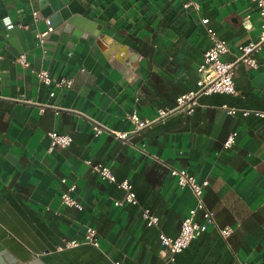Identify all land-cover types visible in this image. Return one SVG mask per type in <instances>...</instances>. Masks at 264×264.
Returning <instances> with one entry per match:
<instances>
[{"label": "crops", "instance_id": "crops-1", "mask_svg": "<svg viewBox=\"0 0 264 264\" xmlns=\"http://www.w3.org/2000/svg\"><path fill=\"white\" fill-rule=\"evenodd\" d=\"M76 1L95 31L64 21L41 43L36 33L48 25L42 0H0V264H264V117L221 107L264 110V44L256 66L236 69V93L203 94L192 114L176 111L139 129L130 119L134 111L155 117L197 88V68L211 45L201 17L228 42L226 60L257 40L256 3L196 0L197 10L184 6L188 0ZM8 23L30 35L10 38ZM22 52L28 66L17 60ZM39 69L71 77L72 85L52 96ZM94 120L128 137L97 135ZM52 130L70 133L71 143L52 144ZM96 163L108 165L116 180L93 171ZM171 166L208 179L207 206L220 226L233 227L227 237L209 227L174 259L160 234L179 233L195 198ZM125 179L137 203L116 205L125 199ZM66 191L78 204L62 201ZM144 208L157 224L147 223ZM88 226L97 228L99 246L83 240ZM65 239L81 243L66 247Z\"/></svg>", "mask_w": 264, "mask_h": 264}, {"label": "built area", "instance_id": "built-area-1", "mask_svg": "<svg viewBox=\"0 0 264 264\" xmlns=\"http://www.w3.org/2000/svg\"><path fill=\"white\" fill-rule=\"evenodd\" d=\"M259 10V15L261 19V32L257 40L250 41L239 46L240 53L233 60L224 59V54L227 53L230 48L228 42L220 38L216 30L209 25V17H201V22L204 24L205 30L209 38L211 39V45L204 53V57L200 64L198 65L199 77L197 80V88L180 94L177 97V103L173 107H160L158 108L157 115L155 117H140V115L134 111L130 114V119L135 122L136 128L150 125L156 121L163 120L170 114L176 111H185L188 114H192L195 110L196 105L199 103V99L203 94L213 93V92H226V93H236V85L234 81V75L236 69L241 62L248 63L252 66L257 65V59L255 53L261 49L264 44V0H253ZM185 7L194 6L199 10L200 6L196 0H188L184 3ZM34 15H40L38 10L34 11ZM48 25L47 28L36 33V37L39 42H44L49 32L54 29L50 19L46 17ZM244 24L248 26L245 22ZM17 60L25 66H28L30 62L26 58L25 53H21L17 56ZM39 80L45 82L47 85H51L54 89L51 90L50 94L55 95V89L57 87H70L72 85L73 79L71 77H53L47 69H39L37 71ZM1 78V77H0ZM46 105L41 104V109H45ZM222 109L228 114H235L241 111L244 115L254 113L258 116L264 117V110L260 109H248L240 106L229 105L224 103L221 105ZM93 129L95 134H100L105 130L112 131L116 137L121 139L128 137V132L118 131L111 129L97 120L93 122ZM237 131H233L225 141V146L229 147L235 140ZM48 135L51 138L52 144H60L62 146H67L71 143L73 136L70 133H60L58 131H49ZM92 170L99 172L104 178L111 181H115L116 177L112 173L110 167L103 163H96L92 165ZM170 172L176 181L181 186H188L195 198V204L189 208L187 214L185 215L179 233L176 236L167 235L165 233L160 234L161 244L164 249H168L171 253L170 258L174 259L175 255L183 251L192 240L200 235L203 231L207 230L211 226L218 228L220 233L227 237L233 230L231 225L220 226L216 221L215 211L208 207L204 199L205 186L209 183L208 179L199 180L197 176L191 173L186 168L171 166ZM123 186L127 192L124 200H116L115 204L120 205L125 201L137 203L136 194L133 190L132 183L125 179L119 183ZM75 185H72L69 189H74ZM62 201L68 204H78L76 199L66 191L62 195ZM202 213V220L197 218L198 212ZM143 216L149 225L157 224L159 222V217L151 211L150 208L143 209ZM84 241L99 246V236L97 228L94 226H88L83 238ZM81 243L77 239H65L66 247L76 246ZM64 246H60L62 249ZM113 264H123L120 259H114ZM243 264H248L246 261Z\"/></svg>", "mask_w": 264, "mask_h": 264}, {"label": "water", "instance_id": "water-1", "mask_svg": "<svg viewBox=\"0 0 264 264\" xmlns=\"http://www.w3.org/2000/svg\"><path fill=\"white\" fill-rule=\"evenodd\" d=\"M42 13L48 17L52 25H57L62 22L67 23V28L72 26L84 27L87 30L95 31L94 21L84 15L83 7L78 6L77 1L65 4L62 0H42ZM6 13H3V17ZM9 24L7 34L10 38L15 39L17 36H22L23 31L30 35V31L19 29L12 23Z\"/></svg>", "mask_w": 264, "mask_h": 264}, {"label": "bare ground", "instance_id": "bare-ground-1", "mask_svg": "<svg viewBox=\"0 0 264 264\" xmlns=\"http://www.w3.org/2000/svg\"><path fill=\"white\" fill-rule=\"evenodd\" d=\"M108 40H110V39H108ZM102 47L105 49V50H107L108 48H109V44H106V43H102ZM120 55H122V53H120Z\"/></svg>", "mask_w": 264, "mask_h": 264}]
</instances>
